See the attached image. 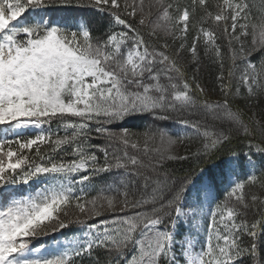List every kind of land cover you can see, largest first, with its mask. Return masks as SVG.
<instances>
[{"label": "snow or ice", "instance_id": "obj_1", "mask_svg": "<svg viewBox=\"0 0 264 264\" xmlns=\"http://www.w3.org/2000/svg\"><path fill=\"white\" fill-rule=\"evenodd\" d=\"M241 141L264 157V0H0V264H264Z\"/></svg>", "mask_w": 264, "mask_h": 264}, {"label": "trees", "instance_id": "obj_2", "mask_svg": "<svg viewBox=\"0 0 264 264\" xmlns=\"http://www.w3.org/2000/svg\"><path fill=\"white\" fill-rule=\"evenodd\" d=\"M76 12H81V13H85L88 15L92 14L89 10H86V9H81V10L73 9L67 12L53 11L50 13V16L52 18H55L58 15H72V14H75ZM134 124H139V121L133 119L132 121H130V125H127V126L134 127ZM247 143H248L247 141H241L240 146L233 145V147L235 148L237 153H240L241 147H243V145ZM197 147L198 145L192 146V147H185L184 145H177L175 146V151L179 153L180 155H191V153H194L196 151ZM246 153H248V149L246 147H243V153H240L238 157V159H241L243 161L245 171L251 172L254 170H258L261 161L264 160V157H261L259 156V154H255V153H251V154H246ZM249 161H251L252 164L256 165V169H253L252 166L249 165ZM219 164H220V160L209 161L207 158H205L204 162H200L196 159H189L187 161H183V160L172 161L169 164V168L170 170L174 171L177 175L192 173L193 174V186H196L199 184L201 177L204 175L203 172L199 174L198 168L199 169L205 168L204 172H208L210 170H214ZM226 187L227 185H224L223 187H221L218 195L222 196ZM33 243H36V242L34 241Z\"/></svg>", "mask_w": 264, "mask_h": 264}]
</instances>
